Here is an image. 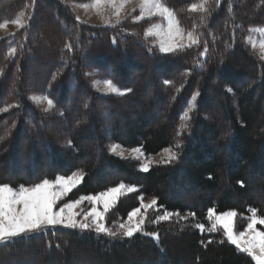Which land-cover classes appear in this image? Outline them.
I'll list each match as a JSON object with an SVG mask.
<instances>
[{
	"label": "trees",
	"instance_id": "16d2710c",
	"mask_svg": "<svg viewBox=\"0 0 264 264\" xmlns=\"http://www.w3.org/2000/svg\"><path fill=\"white\" fill-rule=\"evenodd\" d=\"M163 3L186 31L198 35L199 45L162 53L155 38L144 34L153 19L94 26L77 20L67 0H0V23L20 13L25 22L0 38V184L18 187L82 175L66 201L121 183L134 185L136 191L119 197L105 215L114 231L141 205V196L157 197L161 208L149 210L144 231L132 237L62 225L25 233L0 244V264L28 256L36 259L33 264H77L81 254L97 264H255L227 241L221 226L201 232L196 225L209 226V208L235 210L240 231L250 208L264 216V180L250 183L256 174L264 177V60L247 41L251 28L264 26V0H207V12L190 10L200 0ZM205 42L208 53L201 56ZM149 73H155L151 79ZM96 79L132 91L105 94L96 89ZM147 91L151 94L134 117L121 122L118 108ZM197 92L189 127L182 130L183 114ZM33 95L51 98L54 108L44 112ZM154 109L161 120L148 125ZM114 142L149 155L172 147L179 158L144 171L140 161L109 151ZM183 187L186 193L210 194L190 203L177 193ZM162 210L178 215L153 223ZM149 232L159 239L144 234Z\"/></svg>",
	"mask_w": 264,
	"mask_h": 264
},
{
	"label": "snow or ice",
	"instance_id": "6c2138e0",
	"mask_svg": "<svg viewBox=\"0 0 264 264\" xmlns=\"http://www.w3.org/2000/svg\"><path fill=\"white\" fill-rule=\"evenodd\" d=\"M132 0H95V6L99 8L101 4H110L115 9V15L117 17L116 24L118 25L120 20V14L125 4L131 3ZM217 4L220 0H216ZM207 0H200V3L191 4L190 10L197 11L202 10L207 12L208 9L205 7ZM85 7L87 5H84ZM138 7L140 9L139 15L132 17L133 22H139L145 17L160 16L166 20V26L161 24H152L145 29V36H156L159 38V50L162 53H174L184 48H191L193 45L200 44V38L194 35L193 31L187 32L188 43L177 42L178 38L180 41L183 40L184 30L180 28L179 21L172 9H170L163 0H138ZM24 13H21L16 19L12 20L11 23L16 24L18 28L25 27L23 20ZM79 20V17L76 18ZM203 19V18H202ZM9 21L5 20L0 23V28H4ZM110 21H105V24H109ZM256 31L264 34V28L255 29ZM252 47L255 48L256 42L251 37L248 38ZM113 38V43H115ZM66 48L71 50L72 45L66 44ZM260 48V59L264 60V40L259 42ZM203 51L200 53L201 56H205L208 53L207 42L203 45ZM152 49L149 48L148 51ZM16 48H11V54H16ZM198 67H202V64H198ZM86 75H91L86 73ZM94 85H98L99 81H93ZM103 89L105 94L115 93L118 95H126L130 93L132 89H119L115 86L112 80H104ZM165 85L171 84V81L165 80ZM231 91V89H229ZM199 93H195L192 96V100L195 101ZM32 101H47V107L43 109L44 112H49L54 108V101L47 96L33 95L30 97ZM18 106V105H17ZM11 107V106H9ZM192 111L190 107L188 111L184 112L185 123L181 126V129H187L189 127L188 121L191 117L189 113ZM62 114V113H61ZM3 139V137H0ZM71 145V141L67 142ZM118 145H111L109 151L116 152ZM177 148L181 147V144L177 142ZM167 157L163 159V163L168 164L179 158L177 152L171 149L165 150ZM133 153L137 155L134 157L139 159L143 156L140 149H133ZM121 157L124 156L123 152L117 153ZM149 163L141 165L144 171L148 170ZM82 179V175L73 173L71 176H57L53 180L47 178L43 179L39 183H35L31 186H19V190L14 189L11 185L5 183L0 184V244H4L13 238L22 236L25 233H41L48 229L50 226L62 225L65 228L80 229L81 231L94 230L97 234H105L110 237H117L122 235L124 237H132L137 232H143L144 219L141 218L137 222L133 223V218L137 213L141 211L140 208L133 209L128 213V220L125 223H120L117 229L114 231L105 224V214L114 206L123 190L127 192H135V186H127L123 183L120 185L110 188L105 192H101L97 195L81 197L77 200H72L67 203L62 202L63 197L67 196L74 187ZM143 201V197H140ZM87 200L92 204L91 209L88 212H83V219L78 220L77 216H80V212L74 211V209ZM157 203L156 199L153 198L149 205H143L142 207H152ZM99 205L103 206V211L99 209ZM251 215L248 217V223L243 231L238 233L234 231V218L237 213L235 210H230L222 213H217L214 208L208 209V219L213 221L209 231H216L217 225H221L223 228V236L226 237L227 241L235 245L241 253H246L251 257L255 264H264V230L257 227V225L264 226V216L257 214L256 208L249 209ZM172 215H178V213L164 212L163 215L157 216L153 223H159L160 221L168 220ZM194 216L195 213H190ZM187 219V217H182ZM196 227L203 232L205 230L204 224H197ZM145 235L152 236L155 239H159L158 233L149 232L144 233ZM212 241H208L211 243Z\"/></svg>",
	"mask_w": 264,
	"mask_h": 264
},
{
	"label": "rangeland",
	"instance_id": "374dc122",
	"mask_svg": "<svg viewBox=\"0 0 264 264\" xmlns=\"http://www.w3.org/2000/svg\"><path fill=\"white\" fill-rule=\"evenodd\" d=\"M67 2L74 9V11L77 13V16L83 22H86L87 24L94 25V26H102V25H106L105 24V21L106 20L107 21H110V23L107 24V25L116 24L117 17L114 14L115 13V9L110 4L104 3V4H101L99 6V8H97L95 6V0H67ZM84 5H87V6L85 7ZM139 13H140V9L138 7V0H132L131 3H127V4L124 5V7H123V9L121 11V14H120V20L121 21L128 20L131 17H134L136 15H139ZM146 18L153 19L152 23H149V25L147 26V28L150 25H152V24H161V25L166 26V23H167L166 20L164 18L160 17V16L145 17L144 19H146ZM156 18H158L157 21H155ZM23 20H24V16H23ZM179 26H180V28H182L184 30V36H183V40L182 41H180L179 38H178L177 42H182V43H185L186 44V43H188V39H187V32L188 31H186L181 26L180 23H179ZM258 28H264V26L263 25L254 26L253 28H251L250 34L248 36V38L251 37V39L254 42H256V45L257 46L255 48H253L252 47V44L249 42V39L248 38H247V41L249 42V44L252 47V49H254L255 52L260 55L259 42L261 40H264V34H262V33H260V32H258V31L255 30V29H258ZM18 29L19 28L17 27L16 24H13V23H11V21H9V23L4 28H0V38L6 36L7 34H9L11 32H14V31H16ZM194 35L198 36L195 32H194ZM150 37L155 38V40H154L155 41V45L159 47V38L156 37V36H150ZM44 65H42V67H41V69H43V70L46 69V67H48V64L47 63H46L45 66ZM42 72H41V74H42ZM154 74L155 73H153V74L149 73V74L146 75V78L151 79L152 78V75L154 76ZM94 81H99V84L98 85H95V87H96L97 90H99L100 92L104 93V91H103V89L105 88V85L103 84V81L104 80L103 79H96ZM115 86L118 87L117 85H115ZM118 88L121 89L120 87H118ZM121 90H123V89H121ZM150 94H151V91L150 92L147 91V92H144L142 94H139L136 97V99L134 98V100H132L131 102H128V103L126 102V103H124V105H122L121 107H119L118 108V111L120 112L121 115L119 114L118 118L120 119V121L121 122L124 121L125 119H127V117L133 118L134 117L133 116L134 111L136 112L139 109L140 105L141 104H144L147 101V98H148V96ZM196 101H197V98H196L195 101H193L192 99H190V101H189V104H190L189 105V108L190 107L191 108H194L195 107V104H196ZM37 103L43 109H45L47 107V101L46 100H42V101H39ZM212 104L213 105L215 104L217 106L218 103L217 102L216 103L215 102H212ZM221 111H222V109H221ZM221 111L219 109L218 112H217V115H218V117H220L221 119H223L224 118V116H223L224 114ZM157 113H158V110L154 109L152 111V113L148 116V125L156 124V123H158L161 120L160 116ZM122 126H123V124H122ZM88 133H90V131ZM123 134H125V133H123ZM208 139H209V137L206 139V142H207ZM208 141H209V143L211 142V140H208ZM87 144H88V142H84V146L85 147L87 146ZM113 144L119 146L117 148V151L115 153L114 152L113 153L116 154V155H118L117 153L123 152L124 153V156L122 158H134L137 154L136 153H133L132 150L133 149H137V148L140 149V151L143 153V156H140L139 159H136V158H134V159L137 160L138 162L140 161V167H141V165H143L145 163H149L151 161V163L149 164L148 169L150 168V166L152 164L159 163V162H163V159L167 157L166 151H162V152H160L159 154H156V155H149V154H146L140 147H127V146H124V145H122L120 143H117V142L116 143L114 142L111 145H113ZM168 149H171L172 151H174V148H172V147H170ZM118 156H120V155H118ZM7 168L10 169V170L13 169V167H7ZM10 173H11V171H10ZM71 175H69V176H71ZM78 175H80V174H78ZM60 176H62V175H60ZM261 180H264V177L261 174H256L255 176L250 177V183L252 185L254 183L258 182V181H261ZM81 181H82V179H81ZM81 181L79 182V184L81 183ZM79 184H77L76 186H78ZM125 185H127V186H134V185H128V184H125ZM24 186H31V185H24ZM186 186H188V185H186ZM12 187L14 189H16V190H19V186L18 187L12 186ZM107 190H104L102 192H105ZM253 192L257 193V196L258 197H261L263 195V192L259 191L258 189L253 190ZM126 193H129V192H127V190L125 189V190H123L122 194L119 197H121L122 195H124ZM177 193L181 197H184L185 199H188L190 203L191 202H197L200 197H208L209 194H210V192H208L207 190H201V189H197L195 191L186 193L185 192V187L179 188V191ZM67 196L63 197L62 202H58V203H67L69 201H72V200L66 201ZM87 196H92V195L80 196L78 199H80L81 197H87ZM141 197H143V201H141V205L139 207H137V208H140L141 211L139 213H137L136 216L133 218V223H135L139 219L143 218L144 219V224H145L148 211L149 210H155V212H156V210H160L161 208L159 209V206L157 205V203H156L155 206H152V207H142V203L145 206L146 205H149L151 203V201L153 200V198H155L156 201H157V197H155V196H141ZM116 203H117V201H116ZM91 207H92V204L89 201H87V200L82 201V203L80 205H78L74 209V211L81 213L80 216H77V219L78 220L83 219V215H82L83 212H88L91 209ZM99 209L101 211H103V206L102 205H99ZM165 211H167V210L160 211V214L159 215L160 216L163 215ZM228 211H230V210H228ZM167 212L173 213L172 211H167ZM185 215H188V213H185ZM172 216H174V215H172ZM236 218H237V215L234 218V231H236L238 233L240 230H238V228H237ZM127 220H128V217L125 218V219H123L121 223H125V222H127ZM247 220H248V218H247ZM212 223H213V221H210L209 220V226H206L205 227V230L210 229L211 226H212ZM219 226H221V225H217V228ZM257 227L261 228V230H264V226L257 225ZM243 230H241V231H243ZM210 232H213V231H210ZM134 256L137 257L136 255H134ZM89 257L90 256L88 254L85 255V256L83 254H81V255H79V258L76 259V261H74V263H77V264H97L94 261H93L94 262L93 263L91 257L90 258ZM35 260L36 259L34 257H32V256H28L23 261H18V258L10 257V258H8L6 260V264H18V262H20V264H33V262ZM53 264H57V263H53Z\"/></svg>",
	"mask_w": 264,
	"mask_h": 264
}]
</instances>
